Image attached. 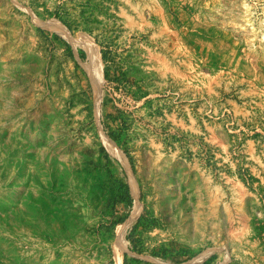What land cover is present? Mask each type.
<instances>
[{"label":"rangeland","instance_id":"374dc122","mask_svg":"<svg viewBox=\"0 0 264 264\" xmlns=\"http://www.w3.org/2000/svg\"><path fill=\"white\" fill-rule=\"evenodd\" d=\"M120 260L264 264V0H0V264Z\"/></svg>","mask_w":264,"mask_h":264},{"label":"bare ground","instance_id":"6f19581e","mask_svg":"<svg viewBox=\"0 0 264 264\" xmlns=\"http://www.w3.org/2000/svg\"><path fill=\"white\" fill-rule=\"evenodd\" d=\"M44 24L48 27L61 31L64 34L67 33L66 29L62 25H60L58 21L56 20L46 21ZM71 41L74 46H82L86 49L88 53V62L86 64V68L93 82L97 84L99 81V78H101V76L103 75L102 68H101L102 60H101V55L99 51L95 48V46L93 45L91 41L83 37L72 36ZM104 141H105V145L107 149L111 153L118 155V156H122L120 149L115 145V143L110 138L105 136ZM132 194L134 196L135 201H134L131 214L124 223L119 225V228H118V244L117 245L121 247V249L125 246V234H126L128 227L133 223V221L138 217V215L141 212L142 204L140 203L139 198H138V185L135 180L133 181V184H132ZM207 255L208 254H206V258L208 257ZM120 263L123 264L121 260H120Z\"/></svg>","mask_w":264,"mask_h":264},{"label":"trees","instance_id":"16d2710c","mask_svg":"<svg viewBox=\"0 0 264 264\" xmlns=\"http://www.w3.org/2000/svg\"><path fill=\"white\" fill-rule=\"evenodd\" d=\"M96 39H97V38H96ZM97 41H98V39H97ZM103 58L106 59V55H105V54H103ZM105 77H106L107 79H109V80H112V79L109 77V73H108L107 71H105ZM115 86L117 87V85H115ZM125 124H126V123H125ZM110 135L113 136V137H118L119 135H121V133H117V132H115V131H112V132L110 133ZM128 196L130 197L129 204L132 205V203H133V198H131V194H130V193H128Z\"/></svg>","mask_w":264,"mask_h":264}]
</instances>
